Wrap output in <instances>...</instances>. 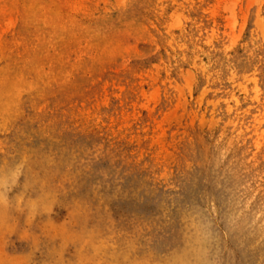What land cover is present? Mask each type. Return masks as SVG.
Segmentation results:
<instances>
[{
	"label": "rangeland",
	"instance_id": "obj_1",
	"mask_svg": "<svg viewBox=\"0 0 264 264\" xmlns=\"http://www.w3.org/2000/svg\"><path fill=\"white\" fill-rule=\"evenodd\" d=\"M0 264H264V0H0Z\"/></svg>",
	"mask_w": 264,
	"mask_h": 264
}]
</instances>
